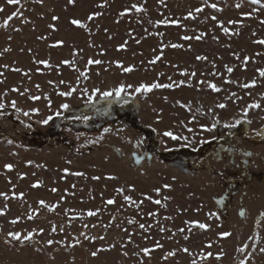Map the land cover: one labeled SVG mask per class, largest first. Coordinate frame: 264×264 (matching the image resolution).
Instances as JSON below:
<instances>
[{"label":"rangeland","instance_id":"rangeland-1","mask_svg":"<svg viewBox=\"0 0 264 264\" xmlns=\"http://www.w3.org/2000/svg\"><path fill=\"white\" fill-rule=\"evenodd\" d=\"M0 8V264H264V0Z\"/></svg>","mask_w":264,"mask_h":264},{"label":"snow or ice","instance_id":"snow-or-ice-1","mask_svg":"<svg viewBox=\"0 0 264 264\" xmlns=\"http://www.w3.org/2000/svg\"><path fill=\"white\" fill-rule=\"evenodd\" d=\"M69 2L71 3V2H73V0H69ZM253 2H254V3H259L260 0H253ZM8 3H10V4H16V3H19V0H8ZM134 7H135V6H134ZM212 7H215V5H212ZM2 10H3V9L0 8V11H2ZM138 10H139V9H138ZM197 11H199V9H198ZM16 15H17V13L13 12L11 15H9V16L7 17V19L4 20L3 24L0 25V26H2V27H7L8 22H9L10 20H12L13 17H15ZM91 18H92V17L90 16L89 19H91ZM54 19H55V17H54ZM72 23H73V24H76V25L83 26L82 23H81V21H79V20H73ZM224 30L227 31V29H224ZM260 43H264V41H260ZM157 59H159V57H157ZM89 62L92 63L93 61L90 60ZM42 63H46V62H43V61H42ZM66 63H67V62H66ZM96 63H99V61H96ZM130 70H131V69H125V71H130ZM229 71H231V69H229ZM260 72H261V75H264V69L260 70ZM163 86H164V85L155 84V83L152 84V85L141 84L136 90H137V91H141V90H143V91L147 92V91H150L152 88L163 87ZM169 86H170V85H169ZM210 86L213 87V88L215 89V86H214V85H210ZM247 86H248V85H245V87H247ZM122 90H123L122 87H121V88H117V89L115 90V91H116V95L118 96ZM61 94H62V95H71V92H69V93H61ZM102 95H104V96L107 97V96H110L111 93L106 92V93H103ZM33 99H36V97H33ZM89 99H91V97H90ZM13 106H14V103H13ZM0 107H3V105L0 104ZM62 107H67V105H62ZM220 107H223V105H220ZM253 107H258V105H253ZM17 111H19V109H17ZM32 111H37V110H36V109H33ZM24 115L27 116L28 113H24ZM56 115H60V113L57 112ZM48 119H51V117H49ZM48 119H45V120L42 121V122L46 124V123H48ZM105 131H107V129H105ZM165 135H166V136H172V133H171V132H166ZM173 139H175V137H173ZM5 167H7V168L10 169L12 166H11V165H5ZM3 195H5V194H4V193H0V196H3ZM126 199H128V198L126 197ZM40 203H41V204H44L43 201H40ZM108 203H113V201L109 200ZM157 203H158V201H157ZM0 214H3L2 210H0ZM93 214H94V213L89 212V215H93ZM261 215H264V213H262ZM30 218H31V217H30ZM13 223H15V221H13ZM141 227H143V225H141ZM199 227H200V228H205L206 225H204V224H200ZM8 235H9L10 237H12V239H17V240L20 239V234H19V233H11V232H10ZM221 235H222V236H228L229 233H221ZM30 238H31V233H29V235H28V236H25L23 239H24V240H28V239H30ZM48 243L51 244L52 241L49 240ZM157 246H159V245H157ZM144 251H145V253L148 252L147 249H145ZM185 251H187V249H185ZM238 251L243 252V251H244L243 247L240 248V249H238ZM261 251H264V249H261ZM172 254H173V253H169V255H172ZM93 255H96V253H93ZM208 255H211V253H209ZM193 264H195V262H193ZM240 264H244V261H243V260L240 261Z\"/></svg>","mask_w":264,"mask_h":264},{"label":"trees","instance_id":"trees-1","mask_svg":"<svg viewBox=\"0 0 264 264\" xmlns=\"http://www.w3.org/2000/svg\"><path fill=\"white\" fill-rule=\"evenodd\" d=\"M130 99L129 98H115L113 99V102L108 105L106 104L107 108L103 109V110H97L96 113H94L91 118L88 120L89 123H85V126H89L90 124H92L93 122L96 121V117L97 115L100 114V116H102L103 114H110L112 111H114V109L117 107V105L119 104H127L130 103ZM83 125V124H82ZM239 134V135H238ZM238 135L239 137L245 139V140H249L251 141V137L248 136L246 134V132L244 130H240L238 131L236 128L232 127L230 129H227L223 134L219 135L218 138L214 141H212L210 144H207L204 148H202L201 152H202V156L200 158L201 163L204 161V157L207 154L210 153H216L217 151L221 150V151H229L230 150V146L232 145V140L233 138ZM253 141V140H252ZM211 146V147H210ZM173 153H178L177 151H173ZM200 153V152H199Z\"/></svg>","mask_w":264,"mask_h":264},{"label":"water","instance_id":"water-1","mask_svg":"<svg viewBox=\"0 0 264 264\" xmlns=\"http://www.w3.org/2000/svg\"><path fill=\"white\" fill-rule=\"evenodd\" d=\"M101 102H105V103H107L108 105H110V104L113 102V98H111V99H103V98H101L98 102H94V103H92V104H90V105H91V107L93 108V107L98 106V104L101 103ZM249 153H250V152H247V153H245V154L248 155ZM133 159H134V162H135L136 164H138V163H140L142 160H144V156H137V155L134 154V155H133ZM184 164H185V162H184ZM184 164L181 165L182 168H184ZM238 214H239L240 218H244L245 209H244V208L239 209V210H238Z\"/></svg>","mask_w":264,"mask_h":264},{"label":"flooded vegetation","instance_id":"flooded-vegetation-1","mask_svg":"<svg viewBox=\"0 0 264 264\" xmlns=\"http://www.w3.org/2000/svg\"><path fill=\"white\" fill-rule=\"evenodd\" d=\"M186 163V162H185ZM223 199V198H222ZM221 199V200H222ZM218 206H219V208H222V206H223V200L222 201H219V203H218Z\"/></svg>","mask_w":264,"mask_h":264}]
</instances>
